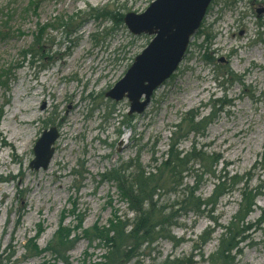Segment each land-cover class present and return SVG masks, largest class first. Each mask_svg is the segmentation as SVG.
<instances>
[{"label":"rangeland","instance_id":"obj_1","mask_svg":"<svg viewBox=\"0 0 264 264\" xmlns=\"http://www.w3.org/2000/svg\"><path fill=\"white\" fill-rule=\"evenodd\" d=\"M152 1L39 0L32 10L29 0H0V72L8 74L0 85V264L103 262L104 247L90 242L82 230L76 232L79 237L66 261L44 249L63 212V225L76 224L72 209L82 215L83 229L107 227L114 215L131 223L134 212L115 183L102 176L135 157L146 170L158 165L169 149L173 126L190 110L197 111L196 121L210 117V122L183 137L178 150L189 151L193 145L216 153V175L248 172L250 187L262 184V194L244 219L247 229L235 264H264V0L213 1L175 73L154 91L142 113L128 115L126 98L115 101L105 93L152 35L133 34L113 17L143 13ZM58 19L65 22L58 26ZM45 24L40 46H33ZM205 32L210 36L206 43ZM206 52L213 57L210 64L202 59ZM225 66L239 80L223 74ZM50 127L58 132L52 159L46 169H31L33 146ZM203 171L189 164L181 187L197 183L195 196L206 199L217 179ZM240 188L238 184L222 195L213 209L201 206L198 216L179 212L169 234L183 241L174 248L157 238L129 263L161 264L170 256L208 264L207 256L238 209ZM180 199L179 188L161 190L153 205L168 212ZM40 228L36 243L41 252L32 255L27 241ZM205 231L211 236L200 244ZM197 245L200 252L193 249Z\"/></svg>","mask_w":264,"mask_h":264},{"label":"trees","instance_id":"obj_2","mask_svg":"<svg viewBox=\"0 0 264 264\" xmlns=\"http://www.w3.org/2000/svg\"><path fill=\"white\" fill-rule=\"evenodd\" d=\"M38 1L29 0V8L35 10ZM113 19L117 22L122 19V16H114ZM57 22V25L61 26L65 21L58 19ZM71 22L70 18L65 25ZM47 26L48 24H45L39 28L33 46H40L42 33ZM50 26H53V24ZM209 37V34L205 32V43L208 42ZM27 52L24 51L23 56L27 55ZM202 59L206 64L213 62L212 55L207 52L202 56ZM221 70L223 74H228L231 79L239 80L227 66ZM7 75L5 71L0 72V85L6 84ZM196 114L197 111L195 110L186 112L180 122L173 126L174 130L170 136V145L165 153V158L158 165H152L151 170H146L139 162L138 157H135L102 176L104 179L112 180L115 183L120 198L126 202L128 210L134 212L135 215L131 223L114 215L108 220L107 227H99L97 224H93L90 228L83 229L82 215L75 214L72 209L73 211L71 210L69 213L73 215L76 224L72 228L63 225L65 219V212H63L58 227L44 251L49 252L54 259L66 261V253L79 237L76 232L82 230V233L90 242L97 240L99 245L105 249V253L101 255L103 262L98 264H130L129 262L139 254L144 245H150L157 238L172 242L173 247L176 248L183 239H176L171 236L169 228L177 225L176 217H178L179 212L192 211L198 216L203 213L200 210L201 206H210L213 209L222 195L229 193L235 189V186L241 184V199L238 209L229 224L223 227L216 250L206 259L208 264H235V258L240 252L238 245L244 238L243 233L247 229V227H243L244 219L252 211L256 197L262 194V184L250 187L251 175L248 172L242 175L228 176L226 172L216 175L215 166L220 158L216 153L207 154L203 151H197L193 145L189 151L178 150L177 145L183 137H186L191 131L204 130L210 122V117L196 121ZM192 162L205 170L203 171L204 174L217 179L211 195L206 199L195 196L197 183L192 186L185 185L181 187L182 174L188 170V165ZM261 163L264 166V155L261 158ZM199 178L196 182L199 181ZM178 188L181 190V199L175 204L177 205L175 210L172 209L166 212L167 207L165 206L157 209L154 207L153 198L159 194V191H177ZM261 216L264 217V208ZM41 230V228L38 229L36 235L27 241V251L32 255L41 252L36 243ZM210 236L211 232H203L199 238L200 244H204ZM196 247L198 248L199 245L194 246L193 249H197ZM198 249L200 252V248ZM161 264H193V262L189 257L179 259L168 256Z\"/></svg>","mask_w":264,"mask_h":264},{"label":"water","instance_id":"obj_3","mask_svg":"<svg viewBox=\"0 0 264 264\" xmlns=\"http://www.w3.org/2000/svg\"><path fill=\"white\" fill-rule=\"evenodd\" d=\"M212 1L154 0L143 13H126L123 22L128 30L152 35V39L105 96L115 101L126 98L128 114L142 113L154 91L178 68ZM57 137L55 127L42 132L33 146L31 169L48 167Z\"/></svg>","mask_w":264,"mask_h":264},{"label":"bare ground","instance_id":"obj_4","mask_svg":"<svg viewBox=\"0 0 264 264\" xmlns=\"http://www.w3.org/2000/svg\"><path fill=\"white\" fill-rule=\"evenodd\" d=\"M31 109H32V108H31ZM32 110H33V109H32ZM32 116H35V112H34V110H33L32 114H31V117H32ZM1 157H2V155H1ZM1 157H0V158H1ZM46 234H47V233L45 232V233L43 234V236L46 235Z\"/></svg>","mask_w":264,"mask_h":264}]
</instances>
